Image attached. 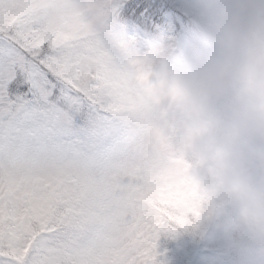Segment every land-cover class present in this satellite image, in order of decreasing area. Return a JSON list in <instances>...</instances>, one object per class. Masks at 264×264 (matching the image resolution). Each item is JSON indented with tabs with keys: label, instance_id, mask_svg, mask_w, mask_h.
<instances>
[{
	"label": "snow or ice",
	"instance_id": "6c2138e0",
	"mask_svg": "<svg viewBox=\"0 0 264 264\" xmlns=\"http://www.w3.org/2000/svg\"><path fill=\"white\" fill-rule=\"evenodd\" d=\"M109 0H0V264H160L172 231V175L159 146L109 168L38 169L26 160L45 118L87 101L128 117L135 91L127 63L101 39Z\"/></svg>",
	"mask_w": 264,
	"mask_h": 264
},
{
	"label": "clouds",
	"instance_id": "9594fccd",
	"mask_svg": "<svg viewBox=\"0 0 264 264\" xmlns=\"http://www.w3.org/2000/svg\"><path fill=\"white\" fill-rule=\"evenodd\" d=\"M182 46L150 40L128 57V118L182 167L166 214L171 233L213 228L234 264H264V0H194ZM160 264H164L160 261Z\"/></svg>",
	"mask_w": 264,
	"mask_h": 264
},
{
	"label": "rangeland",
	"instance_id": "374dc122",
	"mask_svg": "<svg viewBox=\"0 0 264 264\" xmlns=\"http://www.w3.org/2000/svg\"><path fill=\"white\" fill-rule=\"evenodd\" d=\"M131 0H109V2L113 5V12H116L117 7L120 5H124L126 7V3ZM150 1V0H149ZM185 2V1H184ZM182 2L179 5V11L185 10V13L188 12V8L184 9ZM136 1L129 8L132 12L136 14L143 15L144 11L140 9L141 6H136ZM192 5L195 6L194 0ZM109 15V17H110ZM112 32V31H111ZM113 33V32H112ZM101 39L103 43L108 41V36H110L109 31L105 28L101 29ZM166 42L174 43L173 38L167 36ZM147 42L142 41L136 37L133 38H124L122 45L118 49V55L114 59L119 63H126L129 56L133 54H137L146 50ZM81 102H78L70 111H63L58 114L56 117V121L54 125L50 129L52 132L51 135L43 134L42 136L37 138L34 137L28 144L26 150V160L27 162L38 169H51V168H59V167H89V168H109V167H117L121 165L132 164L136 162L143 153V148L145 144V134L143 130L134 122L136 132L129 139L121 145V147L117 148L113 154H111L107 158H94L91 150L97 146L96 140L94 137H89L91 140L83 141L81 144L72 142L68 139L70 135V125L72 122V118L76 115L78 110V105L80 106ZM43 130V132L45 131ZM52 137H56L57 139L54 141L51 140ZM63 137H66V140H63ZM133 137V138H132ZM83 149V150H82ZM83 155V156H82ZM92 157V158H91ZM180 234V233H179ZM178 233H171L168 231L162 232L160 234V238L157 242V261H163L164 264H168L169 260L174 257L176 252L181 253L179 248H183L186 250L185 246L180 247V239L181 236ZM182 238L183 235H182ZM186 245L194 250V244L189 240H183ZM218 241L223 242L221 236L212 238V243H218ZM173 243L175 251L172 252V257L165 258L164 249H162V245ZM210 244V243H209ZM211 245V244H210ZM224 246L223 244H220ZM222 248L226 253H230L231 251L224 246ZM188 256V254L186 255ZM178 257L176 259V264H182L183 260L181 259V255H176Z\"/></svg>",
	"mask_w": 264,
	"mask_h": 264
},
{
	"label": "trees",
	"instance_id": "16d2710c",
	"mask_svg": "<svg viewBox=\"0 0 264 264\" xmlns=\"http://www.w3.org/2000/svg\"><path fill=\"white\" fill-rule=\"evenodd\" d=\"M136 1V4L138 6H141L143 8H150L155 6L158 2L161 5H172V0H131L126 3V7L124 8V5H120L117 7V13H124V11L130 10L129 8L133 5V3ZM175 4H177V1L175 0ZM136 5V6H137ZM37 136V135H36ZM179 234V232H177ZM216 234V237L218 236V233L214 229L209 227L205 230L203 236L195 237L193 235H190L188 233L179 234L181 236L180 239V247L185 246L186 250L183 248H179L181 250V253L176 252L174 257H172V252L175 251V249L172 245L167 243L165 245H162V249H164V254L166 255L165 258L172 257L168 262V264H176V255H181V259L183 260L182 264H234V259L232 256V253L229 254L226 253L222 248H225L224 246H221L220 244H223V242L218 241L216 243V247H213L212 238ZM182 235L184 238H182ZM189 240L191 243L194 244V250H191L186 243L183 240ZM211 245H210V244ZM214 249L219 250L217 252L214 251ZM188 254V256H186ZM195 260L194 263H191V260Z\"/></svg>",
	"mask_w": 264,
	"mask_h": 264
},
{
	"label": "bare ground",
	"instance_id": "6f19581e",
	"mask_svg": "<svg viewBox=\"0 0 264 264\" xmlns=\"http://www.w3.org/2000/svg\"><path fill=\"white\" fill-rule=\"evenodd\" d=\"M129 140H130V139H129ZM113 152H114V151H112L111 153H109V156H110L111 154H113ZM214 232H215V230H214Z\"/></svg>",
	"mask_w": 264,
	"mask_h": 264
}]
</instances>
